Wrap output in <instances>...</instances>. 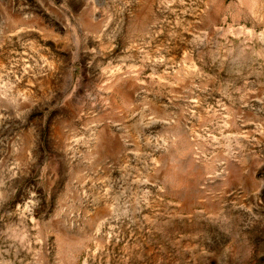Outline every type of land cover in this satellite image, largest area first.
I'll return each instance as SVG.
<instances>
[{"label":"rangeland","instance_id":"374dc122","mask_svg":"<svg viewBox=\"0 0 264 264\" xmlns=\"http://www.w3.org/2000/svg\"><path fill=\"white\" fill-rule=\"evenodd\" d=\"M0 264H264V0H0Z\"/></svg>","mask_w":264,"mask_h":264}]
</instances>
